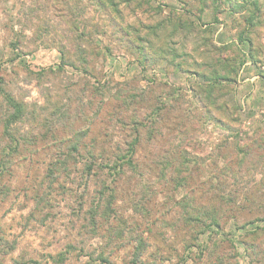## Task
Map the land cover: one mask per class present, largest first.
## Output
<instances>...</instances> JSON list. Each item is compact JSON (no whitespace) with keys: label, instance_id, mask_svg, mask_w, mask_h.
I'll return each mask as SVG.
<instances>
[{"label":"rangeland","instance_id":"rangeland-1","mask_svg":"<svg viewBox=\"0 0 264 264\" xmlns=\"http://www.w3.org/2000/svg\"><path fill=\"white\" fill-rule=\"evenodd\" d=\"M257 1L258 11L242 0L238 10L227 0H0V89L25 105L26 118L46 95L69 97L73 127H82L99 99L119 92L99 112L82 156L92 147L104 156L125 149L132 118L155 121L153 132L140 128L139 172L115 185L117 214L94 230L88 212L104 172L94 181L78 164L48 176L66 144L39 124L37 137L47 141L33 161L12 166L11 191L0 195V264H264V109L242 103L239 86L227 81L244 57L264 75ZM220 24L243 50L217 44ZM193 73L208 81L187 80ZM5 104L0 94V113ZM29 127L13 126L17 136ZM53 135L71 136L61 125ZM185 143L186 160L174 158ZM8 146L0 118V153ZM29 149L20 148L24 156Z\"/></svg>","mask_w":264,"mask_h":264},{"label":"trees","instance_id":"trees-1","mask_svg":"<svg viewBox=\"0 0 264 264\" xmlns=\"http://www.w3.org/2000/svg\"><path fill=\"white\" fill-rule=\"evenodd\" d=\"M227 2L232 8H235L234 10H238V8L243 7V5H240L238 8L236 7L237 0H227ZM242 2L243 4L253 6L256 11L259 10L257 0H242ZM80 58V61L86 62L85 58H83L82 56ZM212 88L213 86L207 91L209 95L212 93ZM94 90L98 95H100L101 97L103 96L102 86H95ZM104 90H107V88H104ZM108 90L111 91L110 89ZM0 94L3 96L4 102L6 103L5 107L1 105V110L3 111V113H0L1 124L4 128V138L9 143V146L1 151V153H3H0V195H3V197L7 196L11 191L10 184L6 182V177L11 175L12 166L17 162L26 160V158L30 159V161H33V158L37 156L36 154L39 151L38 142L47 141V134L40 135V138L37 137V134L39 133L36 132V129L39 124H41L46 129L48 134H52L50 136L55 143L66 144V151L60 153L59 157L57 158L58 160H55L56 162H53L50 165L48 176L53 177L58 171H67L69 170L70 166L76 167L78 164L82 165L81 173H83L85 176L89 177L91 180L94 181L98 180L99 173L104 172V176L102 177V179H100V181L98 180L97 182L98 186H100V189L97 193V199L95 202L96 205L91 207L88 212V215L91 219L89 220L91 230L98 228V219L102 222L108 223L110 221V218L112 217V214H117L116 196L118 195V191L117 187L115 186L116 183H118L119 180H121L128 172L130 174H137L139 172L140 164L138 160H136V153L138 151V148L140 147L141 141L140 128L148 129L147 127H149L148 131L153 132L155 121L145 124V122L142 123L141 121H137V119L132 118L130 124L132 125V129L130 130V133H128L129 140L125 142V149H121L119 146H117L116 149L113 150L112 153H110V155L104 156L103 152H98V154H95L94 147H92V149L88 151L87 156H82L79 149L86 147L85 137L88 136L92 125L94 124L97 116H99V112L103 110V108L108 102L120 98L119 92L116 93V95L113 92H109L107 100H105L103 97L101 100L99 99V106L94 113V117L90 119L85 117V123L82 125V127L78 128H75V126L73 127L74 121L73 123L71 122V118L73 117V111H71V100L69 97H66L64 101L60 99L57 100L59 102H55V100L53 101L51 95H46L45 101L41 106H39L38 112L34 110L30 114L29 118H26L27 112H25L24 104L17 102L9 94H6L4 90L0 89ZM138 98L139 96L137 95L131 96L130 104L135 105L137 103ZM90 105H92V103H90ZM160 111L161 107H156V109L151 112V115L157 117V113ZM134 112H136V110ZM46 113L49 114L47 115ZM41 115L48 116L50 118L44 117L43 121L40 122L39 117ZM81 115L83 117L85 116L83 111H81ZM74 118H76L75 120H77L79 118V115L75 113ZM157 119L159 121L162 118ZM25 122L29 124V128L31 131L25 132V135L17 136L16 133H18V131H16L15 133L13 126L17 124L19 125L21 123L25 124ZM117 123L122 124L125 128L127 126L126 123L121 119L118 120ZM58 125H61L64 130H66V132L70 131L71 136L58 139V136L53 135ZM34 132H36L35 135ZM152 132H150V136L148 137L149 140L153 138ZM48 145L49 144L46 143L42 147L46 148V146ZM21 146H30V149L28 150L26 156H24L21 152ZM186 146L187 144L185 143L179 146L180 150H173L172 153L173 155H175L174 158L182 157L184 160H186L185 155L188 154L186 151ZM165 156L167 158L169 157L167 153ZM178 174H181V172H178ZM109 186L114 188L110 189ZM34 201L36 207H42V196H40L38 193L35 194ZM82 207L83 205H81V210ZM42 209L43 207L39 210ZM35 212L37 211H34V213ZM46 215L47 212L43 214V216ZM212 220L209 222L208 225H206L207 229L211 228L210 225L213 226L216 224ZM120 221L121 220H118V222ZM112 231L113 227L110 228V232ZM136 254H140V249H138ZM103 260L107 261L105 259Z\"/></svg>","mask_w":264,"mask_h":264},{"label":"crops","instance_id":"crops-1","mask_svg":"<svg viewBox=\"0 0 264 264\" xmlns=\"http://www.w3.org/2000/svg\"><path fill=\"white\" fill-rule=\"evenodd\" d=\"M203 17L204 15L202 16V18ZM217 19L220 20L219 15ZM211 24L213 26L216 25L214 21ZM227 29L228 28H224L223 25L220 24L219 28L216 29V34H221V39L219 40V43H217V41L215 43L223 44V46L226 45V47L237 50V52L243 50L241 40L238 41L237 39L226 37ZM50 53L52 54V56L47 57V60H54L55 52L51 51ZM230 60L231 59L228 58V55L223 56L222 61L224 64L230 63ZM232 67V77L227 81H232L234 83V87L236 85L239 86L238 89L240 90L236 89V94H240V92L242 93V103H250L252 108L261 107L262 109H264V75L258 74L257 71H255L252 63L248 59H245V57L242 61L239 60L236 65L234 64ZM186 77H188L187 80H194L198 85H202L203 83H206V81H208L206 77V79H204L201 75L194 73L192 75L189 74ZM238 86H236L235 88H237ZM247 106L245 105V107Z\"/></svg>","mask_w":264,"mask_h":264}]
</instances>
